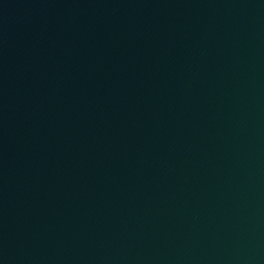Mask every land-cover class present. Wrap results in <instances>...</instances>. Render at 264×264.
<instances>
[{"label":"water","instance_id":"water-1","mask_svg":"<svg viewBox=\"0 0 264 264\" xmlns=\"http://www.w3.org/2000/svg\"><path fill=\"white\" fill-rule=\"evenodd\" d=\"M0 264H264V0H0Z\"/></svg>","mask_w":264,"mask_h":264}]
</instances>
